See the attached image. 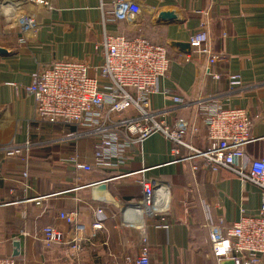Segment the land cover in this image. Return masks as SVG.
I'll list each match as a JSON object with an SVG mask.
<instances>
[{
  "label": "crops",
  "instance_id": "0c3cea01",
  "mask_svg": "<svg viewBox=\"0 0 264 264\" xmlns=\"http://www.w3.org/2000/svg\"><path fill=\"white\" fill-rule=\"evenodd\" d=\"M137 1L143 14L136 27L111 20L106 13L111 8L109 0L24 3L18 10L32 14L38 25L25 35L16 21L7 24L0 14V47L8 50L0 56V257H14L17 264L73 261L67 245L70 226L58 217L64 211L76 212L86 234H95L84 243L75 264H124L128 255L133 260L139 253L144 236L150 264H217L210 257L203 224L217 219L231 223L238 219L241 208L246 214H257V185L242 182L226 168H202L191 174L188 162H173L170 149L174 143L160 132L135 145L129 152L131 159L122 166L76 170L70 159L91 163L92 140L65 138L66 133L75 131L74 125L37 122L32 98L23 89L16 93L11 85H29L39 67L55 60L85 62L94 74V67L102 60L98 44L105 33L144 35L165 45L171 60L167 74L156 82L151 106L173 107L172 94L190 100L215 94L223 106L248 109L256 139L245 146V156L264 155V0ZM162 11L174 13L175 19L160 20ZM200 21L206 22L213 52L225 56L218 62V70L238 75L243 89L228 92L225 79L212 82L204 76L203 61L187 60V54L179 49L177 44L186 43ZM171 113L170 123L175 117H184L194 129L186 140L205 148V127L192 110L175 106ZM25 140L32 144L27 152L6 154L4 147ZM142 176L170 185V206L165 213L148 216L125 206L140 198L138 181ZM95 188L108 193L112 200H95ZM203 204L208 206L206 210ZM98 207L106 220L102 229L93 231V212ZM46 225L65 233L64 243L44 246L36 233Z\"/></svg>",
  "mask_w": 264,
  "mask_h": 264
},
{
  "label": "built area",
  "instance_id": "2783aa9c",
  "mask_svg": "<svg viewBox=\"0 0 264 264\" xmlns=\"http://www.w3.org/2000/svg\"><path fill=\"white\" fill-rule=\"evenodd\" d=\"M109 1L111 8L106 13L111 20L122 21L128 27L137 26L143 14L137 0ZM14 2L0 0V14L7 24L16 21L24 35L33 33L38 26L33 15L20 13L18 9L24 3L46 5V0ZM207 32L206 22L200 21L188 35L190 51L187 60L203 61L204 76L214 83L225 79L228 92L243 89L238 75L218 70V62L225 56L213 52ZM225 37L223 32L222 38ZM99 43L102 60L94 67V74H90V67L85 62L55 60L39 67L32 74L29 85L11 84L16 93L23 89L24 94L32 98L33 119L74 125L75 131L66 133L65 138L87 137L92 140L91 163L80 162L77 157L70 159L76 170L88 172L122 166L131 159L129 152L135 145L160 132L174 143L170 149L173 162H188L191 174L195 175L202 168L212 171L226 168L235 172L242 182L257 185L260 205L256 215L246 214L241 208L238 219L231 223L225 224L223 219H217L215 223L206 222L203 226L209 238L210 257L217 264H264V155L245 156V146L256 139L251 133L252 120L248 109L223 106L215 94H204L194 100L172 94L173 107L153 108L151 98L156 94V82L167 74L171 61L165 45L152 42L144 35L127 37L122 33H105ZM175 106L181 110L194 108V116L205 127V148L199 149L186 141L187 133H193L194 129L185 118L176 117L170 123L168 119ZM31 145L26 140L22 144H9L4 150L7 155L18 154L27 152ZM180 148L184 151L181 152ZM145 170L147 168L139 172L142 174ZM22 175L25 177L26 172ZM138 183L141 195L132 203L133 207L148 216L165 213L170 206V185L145 176ZM162 190V205L155 209L158 193ZM203 206L205 210L208 207ZM58 217L70 226L71 237L67 245L73 261L67 264H75L84 243L95 234H86L76 212H59ZM93 218L91 229H102L106 220L104 211L95 208ZM64 234L58 228L46 225L39 229L36 237L50 248L64 243ZM138 252L133 260L128 255L124 264H150L145 236ZM0 264L17 263L14 257H0Z\"/></svg>",
  "mask_w": 264,
  "mask_h": 264
},
{
  "label": "water",
  "instance_id": "95a60500",
  "mask_svg": "<svg viewBox=\"0 0 264 264\" xmlns=\"http://www.w3.org/2000/svg\"><path fill=\"white\" fill-rule=\"evenodd\" d=\"M13 1H21V0H13ZM158 18L160 20L171 21V20L175 19V14L170 12V11H162V12H160L158 14ZM177 45L179 46V49L182 52H184L186 54L189 53L190 48H189V44L187 42L186 43H178ZM7 53H8V50L0 47V56L1 55H5ZM93 196H94V199L97 200V201H110V200H112V198L109 196L108 193H105L104 191H102L101 189H98V188L94 189ZM125 206L133 207L132 204H127ZM15 247L18 248V244L17 243L15 244ZM14 252H15L14 254H17V249ZM223 264H231V263L224 262Z\"/></svg>",
  "mask_w": 264,
  "mask_h": 264
},
{
  "label": "bare ground",
  "instance_id": "6f19581e",
  "mask_svg": "<svg viewBox=\"0 0 264 264\" xmlns=\"http://www.w3.org/2000/svg\"><path fill=\"white\" fill-rule=\"evenodd\" d=\"M163 194H164L163 190L160 191V192L158 193V197H159V198H158L157 201H156L157 203L154 205V208H155V209L162 205V202H163V199H164ZM159 199H160V200H159ZM158 201H159V202H158Z\"/></svg>",
  "mask_w": 264,
  "mask_h": 264
},
{
  "label": "rangeland",
  "instance_id": "374dc122",
  "mask_svg": "<svg viewBox=\"0 0 264 264\" xmlns=\"http://www.w3.org/2000/svg\"><path fill=\"white\" fill-rule=\"evenodd\" d=\"M189 110H192V113H193V116H194V108L193 107H191ZM176 118V117H175ZM184 118V117H183ZM186 119V118H185ZM186 121H187V123H189L188 122V120L186 119ZM51 124H54V123H51ZM187 134H192V133H190V132H188ZM187 136V135H186ZM70 138V137H69ZM72 138V137H71ZM73 138H75V137H73ZM26 141V140H25ZM25 141H23V142H21V144L22 143H24ZM27 141H29V140H27ZM187 141V140H186ZM30 142V141H29ZM188 142V141H187ZM31 143V142H30ZM190 143V142H189ZM21 153H23V151H21ZM95 219V218H94Z\"/></svg>",
  "mask_w": 264,
  "mask_h": 264
}]
</instances>
